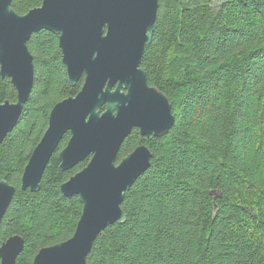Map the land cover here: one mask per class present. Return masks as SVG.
<instances>
[{
	"label": "trees",
	"instance_id": "trees-1",
	"mask_svg": "<svg viewBox=\"0 0 264 264\" xmlns=\"http://www.w3.org/2000/svg\"><path fill=\"white\" fill-rule=\"evenodd\" d=\"M42 2L12 7L24 14ZM28 46L34 85L0 145V179L16 187L0 242L24 237L16 264H32L42 247L74 234L83 205L61 184L90 160L60 169L66 133L41 189L22 188L51 109L84 81L70 84L57 34L43 29ZM141 65L170 97L175 124L162 137L134 128L124 141L118 161L145 143L152 163L126 193L127 220L98 236L86 264H264V0H159ZM6 99L16 101L17 90L0 73V103Z\"/></svg>",
	"mask_w": 264,
	"mask_h": 264
},
{
	"label": "water",
	"instance_id": "water-1",
	"mask_svg": "<svg viewBox=\"0 0 264 264\" xmlns=\"http://www.w3.org/2000/svg\"><path fill=\"white\" fill-rule=\"evenodd\" d=\"M13 0H0V73L17 90L16 101L0 103V145L18 122L35 80L28 41L49 30L59 37L68 79L83 85L76 95L57 102L22 175V188L37 192L51 157L59 152L60 169L88 164L61 184L67 197L78 195L83 208L74 234L42 247L32 264H86L95 240L115 223H124L122 203L128 189L151 166L145 143L118 161L134 128L143 136L162 137L175 124L170 97L148 82L141 66L152 43L159 0H43L22 14ZM16 187L0 179V227ZM25 239L12 235L0 243V264H16Z\"/></svg>",
	"mask_w": 264,
	"mask_h": 264
},
{
	"label": "rangeland",
	"instance_id": "rangeland-1",
	"mask_svg": "<svg viewBox=\"0 0 264 264\" xmlns=\"http://www.w3.org/2000/svg\"><path fill=\"white\" fill-rule=\"evenodd\" d=\"M212 1H214V2H216V3H220V2H222L223 0H212Z\"/></svg>",
	"mask_w": 264,
	"mask_h": 264
},
{
	"label": "flooded vegetation",
	"instance_id": "flooded-vegetation-1",
	"mask_svg": "<svg viewBox=\"0 0 264 264\" xmlns=\"http://www.w3.org/2000/svg\"><path fill=\"white\" fill-rule=\"evenodd\" d=\"M142 66V65H141ZM153 86V85H152ZM58 149V148H57ZM60 152V151H59ZM3 242V241H2ZM1 243V242H0Z\"/></svg>",
	"mask_w": 264,
	"mask_h": 264
}]
</instances>
